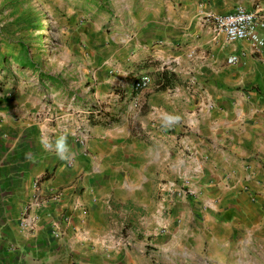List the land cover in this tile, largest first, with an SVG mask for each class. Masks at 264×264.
<instances>
[{
    "label": "crops",
    "instance_id": "1",
    "mask_svg": "<svg viewBox=\"0 0 264 264\" xmlns=\"http://www.w3.org/2000/svg\"><path fill=\"white\" fill-rule=\"evenodd\" d=\"M256 4L264 8V0L127 2L111 32L116 46L95 53L107 68L92 70L93 94L43 106L31 96L0 98V264L124 263L129 252L113 251L114 237L95 231L110 224L113 206L120 204L122 214L125 206L134 210L136 190L151 189L158 163L174 166L181 182L198 183L211 205L178 198L177 219L168 223L182 228L187 214L194 224L211 220L234 236L240 262L253 245L264 255V49L246 39L230 42L204 19ZM233 54L235 64L228 62ZM144 73L150 86L123 106L115 89L131 95ZM157 74L169 86L155 90ZM138 99L159 117L144 126L146 138L159 142L155 152L135 130ZM61 134L71 159L44 146V137L54 142ZM24 216L32 229L22 225Z\"/></svg>",
    "mask_w": 264,
    "mask_h": 264
},
{
    "label": "rangeland",
    "instance_id": "2",
    "mask_svg": "<svg viewBox=\"0 0 264 264\" xmlns=\"http://www.w3.org/2000/svg\"><path fill=\"white\" fill-rule=\"evenodd\" d=\"M138 1L0 0V98L31 96L43 106L45 103H65L74 94L78 99L93 94L96 87L92 84L96 85L98 78L92 70L99 69L102 64L107 68L105 63L100 65L95 53L116 46L111 37L113 25L124 4L136 5ZM21 58H30L33 63L30 67L20 66ZM159 77V74L155 76V90L169 86ZM115 91L120 92L119 100L123 106H128L141 92L135 90L129 95L125 90ZM174 92L175 89L170 93ZM149 94L144 93L146 97ZM157 102L161 104L163 100L157 99ZM134 105L133 109L138 111L135 130L154 146L155 152L159 142L146 138L144 126L158 123L159 117L149 113L150 104L145 99H138ZM121 109L115 110L118 119ZM60 111L58 108L57 112ZM171 121L176 120L172 118ZM183 134L175 133L174 141ZM179 148L178 144L173 147L174 158ZM177 176L174 166L154 165L152 187L145 194L142 189L136 190L134 210L122 206L127 208L122 214L120 204L113 206L110 224L96 229L98 235L114 237L117 246L113 251L129 252L122 264H264L258 244L244 252L241 256L244 261L240 262L234 236L222 232V228L216 227L211 220L194 224L187 214L182 228L175 229L176 226L168 223L170 219L171 223L177 219H174L173 202L192 197L186 192L189 187L197 190L195 198L203 209L211 206L210 202L201 200L202 191L195 187L198 183L186 179L181 182L182 178L177 179ZM115 192L119 191L116 189ZM218 236L226 239L228 245H224L226 241L216 240Z\"/></svg>",
    "mask_w": 264,
    "mask_h": 264
},
{
    "label": "built area",
    "instance_id": "3",
    "mask_svg": "<svg viewBox=\"0 0 264 264\" xmlns=\"http://www.w3.org/2000/svg\"><path fill=\"white\" fill-rule=\"evenodd\" d=\"M205 22L210 24L217 34H224L228 41H237L246 39L251 41L260 50L264 49V8L260 4H256L253 8L237 7L228 12H213L210 11L204 15ZM239 60L236 54L228 57V62L235 64ZM152 82V77L149 73H144L133 82V87L137 91H143L148 88ZM79 141L83 145L86 144L85 131L82 130L78 134ZM187 194L196 197L197 190L189 187ZM34 204L40 205V200L36 195L34 197ZM22 225L26 228L32 229L33 223L27 221L24 216Z\"/></svg>",
    "mask_w": 264,
    "mask_h": 264
},
{
    "label": "clouds",
    "instance_id": "4",
    "mask_svg": "<svg viewBox=\"0 0 264 264\" xmlns=\"http://www.w3.org/2000/svg\"><path fill=\"white\" fill-rule=\"evenodd\" d=\"M169 122L171 121V117L166 118ZM44 146L50 150H54L56 154L61 159H71L73 153L71 152V148L68 144V137L66 134L59 135L54 142H52L48 137H44Z\"/></svg>",
    "mask_w": 264,
    "mask_h": 264
},
{
    "label": "trees",
    "instance_id": "5",
    "mask_svg": "<svg viewBox=\"0 0 264 264\" xmlns=\"http://www.w3.org/2000/svg\"><path fill=\"white\" fill-rule=\"evenodd\" d=\"M18 63H19V65L20 66H23V67H30L31 65L30 64H32L33 63V61L30 59V58H21L19 61H18ZM51 77V76H50ZM49 77V78H50ZM52 77H54V76H52ZM51 77V78H52ZM54 80V82H56V80L55 79H53Z\"/></svg>",
    "mask_w": 264,
    "mask_h": 264
}]
</instances>
